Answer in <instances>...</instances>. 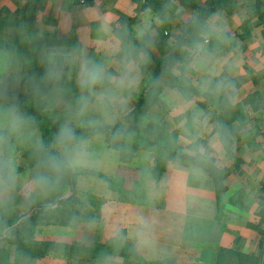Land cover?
Segmentation results:
<instances>
[{
	"label": "clouds",
	"instance_id": "obj_1",
	"mask_svg": "<svg viewBox=\"0 0 264 264\" xmlns=\"http://www.w3.org/2000/svg\"><path fill=\"white\" fill-rule=\"evenodd\" d=\"M149 17L150 12L137 25L135 41L129 39L126 28H114L105 19L99 30L107 42L100 59L86 57L84 49H51L45 53L44 82L49 91L42 99L47 101L46 109L60 110L59 127L51 145L41 139L33 119L8 99L6 89H0V217L8 216L17 207L28 208L41 200L58 198L63 195L68 177L75 180L78 193H91L98 186L100 176L118 166L132 141L128 113L140 90L141 77L154 45ZM169 18L168 15L156 17V24H163ZM206 27L226 41L223 28ZM217 56L216 51L195 41L186 63L180 70L171 71L172 100L177 105L190 106L192 122L198 129L208 126L210 113L193 104L195 96L224 109L235 108L239 101L232 80L237 64L234 60L218 64ZM3 70H7V65ZM73 72L79 94L70 99L64 81L66 74L70 76ZM34 87L39 90L38 86ZM228 138V131L217 125L207 145L200 142L197 133L179 155L172 157L175 182L165 180L154 184L149 201L155 206L171 191L177 203L166 217L135 218L129 236L137 247L155 253L160 244L159 231L175 232L189 221L199 219L198 210L209 203L203 193L212 189L213 176L218 171L215 149H223ZM97 143L106 150H98ZM23 147L30 150L34 160L26 173L18 170L19 149ZM83 223L92 222L85 218ZM122 231L117 227L113 232V239L120 243L125 240Z\"/></svg>",
	"mask_w": 264,
	"mask_h": 264
},
{
	"label": "crops",
	"instance_id": "obj_2",
	"mask_svg": "<svg viewBox=\"0 0 264 264\" xmlns=\"http://www.w3.org/2000/svg\"><path fill=\"white\" fill-rule=\"evenodd\" d=\"M137 6L135 0H40L34 27L41 35L54 36L60 42L61 39L67 40L72 37V40L77 41L79 47L85 50L86 57L100 59L107 42V38L99 30L100 25L107 19L115 28L124 19L140 17L143 13L139 14ZM235 24L237 25V21ZM240 34L238 31L236 36L241 39L243 36ZM256 40L257 37L252 40L253 45ZM253 54L255 58L262 57L257 51ZM261 67V70H264V62ZM72 74L75 75L74 72ZM243 76L241 70H234L232 73V77L235 78ZM74 82L76 83V78ZM161 82V85H164L163 80ZM162 87L166 94L171 95L170 89ZM144 88L145 86L140 87L136 100ZM255 90L264 95V80L256 86L251 80L243 83L237 90L238 103ZM135 102L132 101L131 107H134L137 103ZM247 112L251 119L246 128L240 130V137L233 138L229 149L219 147L215 149L214 162L220 173L219 179L216 182L213 180L212 189L203 193L204 199L209 203L198 210L199 219L189 221L175 232H169L167 229L159 231L160 244L155 253L137 247L129 233L133 231L136 217H166L177 203V198L171 191L155 206L149 201L154 184L158 185L165 180L175 182L172 159L161 155L157 145L139 147L136 158L120 160L113 172L101 175L111 183L121 180L124 192L130 191L129 194H125L127 195L125 199H120L114 195L110 186L108 188V183H103L101 179L97 182L98 186L90 194L106 200L100 209L101 225L78 224L77 228L69 232L63 227L52 230L48 227L43 230L46 237L36 239L90 250L97 246L117 244L118 241L113 239V232L117 227L122 228L125 240L121 245L131 251V256L108 251L102 252L101 255L91 252L89 257L85 254L78 257L89 258L88 260H75L74 264H215L220 249L257 258L261 256L263 260L264 243L260 249V241L261 235H264L261 233L264 232V224H260V213L264 212V114L252 113L248 108ZM180 118L182 120L176 128L161 127V130H158L163 132L164 147L174 154H180V150L197 133L200 142L205 145L215 135L210 116L208 126L199 129L192 122L191 111L188 114L187 112L181 114ZM244 133L249 137L248 139L245 137V142L242 140ZM95 147L100 151L106 150L99 143ZM151 151L157 156L153 158L152 153L148 154ZM132 167L138 169L136 176L133 175L136 171ZM131 175L134 177L126 178ZM87 228L89 232L86 238ZM91 230L98 231L97 235H90ZM43 258L42 261L35 262L67 264L65 258L69 257L47 254ZM31 262L34 264L33 259Z\"/></svg>",
	"mask_w": 264,
	"mask_h": 264
},
{
	"label": "rangeland",
	"instance_id": "obj_3",
	"mask_svg": "<svg viewBox=\"0 0 264 264\" xmlns=\"http://www.w3.org/2000/svg\"><path fill=\"white\" fill-rule=\"evenodd\" d=\"M154 1V2H153ZM191 5L193 6H203L206 0H189ZM26 0H0V11L3 13L0 16L1 21L5 22H14L21 18L20 8L24 6ZM137 3V9L140 13V17H136L130 20H122L123 24H117L122 28H126L129 34V39L135 41V31L134 28L136 25L142 24L145 20V14L150 12L151 17L148 18V22L151 24L152 28L154 29L153 37H154V45L150 49V62L144 69L143 75L141 77L142 87L146 86L148 82L151 81V76L154 71V63H159L165 58L169 57L170 54L173 52L176 42L181 34L186 30L187 26L194 21L196 18V12L191 8H186L181 4L180 0H135ZM139 2V3H138ZM83 3V2H82ZM193 6V7H194ZM243 10V12H242ZM142 11V12H140ZM241 11V13H240ZM37 14V11H36ZM168 15L170 18L163 24L157 25L156 24V17H163ZM238 17H235L237 16ZM239 18V19H236ZM242 19V23H241ZM264 19V18H263ZM237 21V25L235 22ZM240 22V24H239ZM205 26H214L217 28L224 29V35L226 36V41H221L215 33L211 32L209 27L207 28L204 33L200 34L198 38H201L203 41H199L205 44L206 49L214 50L218 53L217 62L218 64H223L225 60H234L237 64L234 70L238 71L241 70L244 74L243 77H252L253 75H249L247 77V72L252 70L254 72H260L262 67L261 64L264 62V20H258L257 14L255 11V2L254 0H238L236 4V8L233 12H229L224 10L219 12L218 14H214L210 17V19L206 22ZM137 27V26H136ZM240 28V29H239ZM247 31H244V30ZM239 31L240 35L243 38H239L236 36V33ZM38 34L43 37H50L55 42H57V38L50 35H41L39 32ZM247 35L249 39H247ZM240 36V37H241ZM256 43L253 45V39L256 38ZM198 41V40H197ZM206 41V43H205ZM79 43L77 41H73L72 37L67 40L61 39L59 45L55 46H46L44 48V52L42 53V60L38 66V74L40 76L37 79V85L40 88L42 86V92L37 93L35 95V104L38 107V110L43 114H46L48 118L56 123V131L58 130L59 123H60V110H48L46 109L47 101L42 99L48 91L49 87L45 84V72L46 67L44 63L45 53L51 49H66V50H73V49H81L79 47ZM242 50V51H241ZM191 51V48L184 52V54L178 59L175 66L170 70V72L175 70H180L182 65L186 63V57L188 53ZM262 54V57L255 58L253 52ZM241 52V54H240ZM263 52V53H262ZM32 53V48L30 46V41L28 38L15 30L13 27H3L0 29V84L5 83L7 80L8 82L13 83L12 87L19 89L22 80L26 77L24 73H22L23 65L30 60V56ZM7 65V70L4 71V66ZM68 70L66 69V73ZM195 76V73L193 74ZM235 75V74H234ZM235 78V77H232ZM75 75L71 74L70 76L66 74L64 87L66 89L67 95L70 99H74L79 94V89L77 84L74 82ZM163 80V84L162 81ZM264 78L260 79L259 81H263ZM195 83V80H194ZM168 84V85H167ZM167 87L170 89L171 92L173 85L170 84V81L165 78L161 77L160 81L158 82V90H160L159 95L152 99L151 104L152 106L149 108V111L140 113L135 116H131L128 118V128L129 126H138L137 128L144 129L147 131H158L161 127L163 128H176V126L182 120L180 118L181 114L190 112V106L185 105H177L173 102L172 96L168 95L164 92V88ZM262 90V88H261ZM40 90H38L39 92ZM167 91V92H169ZM137 94L134 98L136 100ZM244 100V99H243ZM242 100V101H243ZM135 102V103H136ZM193 104L202 109L206 113H210L209 116L212 114V109H206L202 105L205 104L204 99L200 98L199 96H195L193 98ZM135 106V105H134ZM133 107H131L130 112L132 111ZM146 113V114H145ZM31 117V116H29ZM32 118V117H31ZM33 119V118H32ZM36 126V129L42 139L43 132L41 127L37 125L36 120H33ZM163 133V132H162ZM244 138L242 137L243 142H245V137L248 139L249 137L246 136L244 133ZM143 134H133L132 133V141L134 146H142L143 142ZM163 136V135H162ZM165 136V135H164ZM239 140V139H238ZM249 141V140H248ZM247 141V142H248ZM98 144V143H97ZM156 151V150H154ZM154 151L149 152L148 154L152 153V157L154 158L157 154ZM136 149H131V146L126 150L124 155L121 156L120 160H128L136 158ZM159 154V153H158ZM34 165V160L32 158L31 152L26 147L19 149V171L21 173H26L31 167ZM136 171L133 175H137L138 169L133 168ZM134 176L126 177L127 179H131ZM107 184L106 178L104 176H100L99 180ZM121 180L118 179L116 183L108 184L113 190L114 195H117L120 199H125L129 194V190L124 192V189L121 185ZM127 185V184H126ZM76 190V187H75ZM71 196V191L69 187L65 183V188L63 195L59 196L54 200H41L37 203H34L31 207L24 208V207H17L12 213H10L6 217H0L1 219L6 220H15L21 215L26 214L32 207H50L53 203L61 200L67 199ZM110 201V200H109ZM106 203V200L103 197H95L93 194L88 192L85 193H78L75 191L73 199L66 202L63 208L60 211L52 212L46 214V216H52V219L44 225H36L34 227V232L32 237L30 236V229L28 227L23 230L20 234H15L13 237L15 239H19L22 242V245H26L27 241H34L38 242H45V243H53V244H60L58 242H51L47 240H37L36 238H44L46 237L43 235V230L45 228L51 227L49 229L63 227L67 229L69 232L70 230L73 231V228H77V225H84L83 219H87L88 221L92 222L96 226L101 225L100 221V209ZM87 207L85 208V205ZM99 224V225H98ZM86 226V225H85ZM88 228L85 231L86 238L88 237ZM98 231L91 230L90 235L96 234ZM42 235V236H41ZM89 235V239H90ZM38 236V237H37ZM94 236V235H93ZM264 243V235H261L260 241V249ZM28 250H24L19 244L16 243H8L7 241L0 242V261L1 264H32L31 260L33 259L34 264H41V262L36 263L35 260L42 261L47 254L43 256L39 255L38 253H31L27 252ZM83 256L85 252H82ZM30 256H34L31 258ZM89 258H65L67 264H74L75 260H88Z\"/></svg>",
	"mask_w": 264,
	"mask_h": 264
},
{
	"label": "trees",
	"instance_id": "obj_4",
	"mask_svg": "<svg viewBox=\"0 0 264 264\" xmlns=\"http://www.w3.org/2000/svg\"><path fill=\"white\" fill-rule=\"evenodd\" d=\"M181 4H183L186 8H191L196 12V18L192 23H190L186 30L181 34L176 42V46L173 52L169 57L165 58L159 63H154V71L151 76V81L148 82L143 89L141 95L139 96L137 103L133 107L132 111L128 113V118L131 116L138 115L143 112L149 111V108L152 106V99H155L157 95H159L160 90L158 86V82L161 77H165L170 81V84L173 85V79L171 76L170 70L175 66L176 62L180 57L184 54L185 51L192 48V45L195 41H203L201 38H198L200 34L204 33L207 29L205 28L206 22L210 19V17L214 14H218L224 10L229 11L230 13L234 11L236 8V4L238 0H206L203 6H192L189 0H180ZM154 2V1H153ZM255 2V11L257 14L258 20H264V0H254ZM40 0H26L24 6L20 8L21 18L14 20V22H5L0 20V29L3 27H13L18 32L24 34L28 40L30 41V46L32 48V53L30 56V60H28L22 67V73L26 75V77L22 80L21 86L16 89L12 87L14 84L8 82L0 84V89H6L8 99L14 103H16L20 109L28 116H31L33 120H36L37 125L41 127L43 132L42 140L51 145L55 134H56V123L52 121L46 114H43L38 110L37 105L35 104V95L37 93L42 92V86L39 88V92L37 91V79L40 76L38 74V66L42 60V53L44 52V48L46 46H55L59 45L60 41L55 42L50 37L43 36L41 37L38 34V31L34 27V21L36 16L37 8L39 7ZM139 3V2H138ZM4 9L0 11V16L3 13ZM120 24H123L121 21ZM244 31H247L246 29ZM264 37V32H263ZM250 35H247V39H249ZM179 42V44H178ZM249 75H253L252 77H248ZM247 77L241 78H232L233 83L235 84L236 89H240L243 83L248 80L252 81V83L256 86L260 82L259 80L264 78V70L260 72H254L249 70L247 72ZM13 84V85H12ZM205 104L202 105L206 109H212V114L210 116V123L214 125V131H217V125H222L224 129H226L229 133V138L227 144L224 146L225 149H229L233 138L240 137V130L245 129L246 126L250 122V116L247 112V108L252 113L264 114V95L255 90L253 93L247 95L245 99L238 103L235 108L232 109H224L222 105L213 104L210 100L204 99ZM233 125H237L234 128ZM138 126H129V131L133 134H143V142L142 146L150 147L152 145H157V150L163 156H167L169 159L175 157L179 154H174L170 150L164 147L165 139L162 136V131H147L144 129L137 128ZM161 130V129H159ZM131 149H139V146H134V144H130ZM140 146V147H142ZM126 152V151H125ZM122 155H124V153ZM219 171L216 172L213 176V180L216 182L219 179ZM108 184H111L109 180H106ZM66 185L69 187L71 191V196L67 199H61L55 203H53L50 207L46 208L43 206L40 207H32L26 214L21 215L15 220H0V242L7 241L8 243H16L19 244L24 250H28L27 252L38 253L43 256L47 253H52L54 255L69 257L72 259L78 258L82 255V252H85V256H91V252L96 253L97 255H101L102 252H112L118 253L124 256H131V251L127 248L123 247L121 243H111L107 246H97L93 249L86 248H76L72 245L65 244H53V243H45V242H34L30 241L26 243V245H22L21 240L15 239L13 237L16 233L21 234L24 229L31 227L30 236L32 237L34 232V227L36 225H44L52 219V216H46V214L60 211L64 204L69 200L73 199L75 193L76 182L73 178H66ZM261 223L264 224V212L260 213ZM258 230V228L256 227ZM264 234L263 231H261ZM1 254V253H0ZM137 260V258H132ZM1 264V261H0ZM215 264H264V258L261 260V256L259 258L249 255L243 254L239 252H235L228 249H220L218 255L216 257Z\"/></svg>",
	"mask_w": 264,
	"mask_h": 264
}]
</instances>
